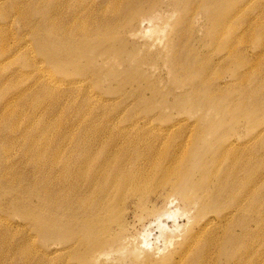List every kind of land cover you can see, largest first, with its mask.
Instances as JSON below:
<instances>
[{"label": "rangeland", "instance_id": "obj_1", "mask_svg": "<svg viewBox=\"0 0 264 264\" xmlns=\"http://www.w3.org/2000/svg\"><path fill=\"white\" fill-rule=\"evenodd\" d=\"M48 1L0 0V175L1 177L5 175L7 179L15 178V183H17L16 179H19L18 183L16 185L13 183L10 188L0 187L2 189L0 203L16 199L14 201H18L16 203L20 206L33 204L30 207H34L37 211L40 208L38 212L43 215V218L47 216L48 207L45 206L46 199H43L45 189L51 187V184L58 189L63 183V179L59 177L60 175L58 176V170L55 171L57 180L55 176L51 182L48 180V173L54 172L49 166V161L55 162L52 153L58 148L63 151L64 148H70V145L75 147L76 140L83 141L82 139L80 141L79 136L81 138L83 135L84 138L87 133L89 134L86 137L91 135L92 137L86 140H95L92 144L101 146L109 141L121 140L125 135V137L135 138L142 131L149 135L144 137L152 139V132L155 134L165 127H172V132L182 133L183 131V137L192 136L194 132L201 134L202 130H206L207 133L203 135H206L205 144L210 149L231 142L236 146L231 147L233 150L229 148V158L232 159L223 161L226 165L220 171L221 177H224L228 172L233 173L235 170L234 172H237L235 178H238L237 182L239 181V188L233 185L237 189L234 195L237 196L239 191L237 198L233 196L230 202L226 199L223 203L224 210H230L235 205L233 201L240 199V201L235 200V203L243 207L241 212L232 214L225 221L232 227L235 239L232 248L235 258L240 256L241 260L238 259L240 264H264V0H226L229 5L223 1V4L227 3V8L224 5L220 7L221 9L224 7L223 13L226 12L223 19L226 15L231 16L225 32L232 31L230 32L232 35L228 33L226 36L222 34V27L214 24L211 16L206 14L207 11H201V0H162L164 3H161V9L160 6L157 7L159 11L157 16L148 14L139 16V14V20L135 22L134 27H129L134 31L128 36L126 33L129 29L124 25L137 8L136 4H132L129 9L121 12L120 18L114 21L116 25L124 29L127 35L125 37L129 41L128 47L122 43L121 39L118 42L116 38L111 50L104 51L103 45L94 41L93 44L90 43L88 55L80 63H68L64 67L50 66L49 60L41 49L42 46L35 43L33 32L48 21L56 26L58 23L59 30L69 35L78 27L80 20L91 21L86 10L92 9L97 0H94L95 2L89 0V7L87 6L86 10L79 5L78 10L76 0H50L49 4ZM142 1L143 5L148 6L149 0ZM198 2H200L199 5ZM130 8L132 11H129ZM39 11L42 14L46 13L42 15ZM173 25L175 28L172 29ZM71 26L77 27L73 29ZM119 27L117 29H120ZM73 42L74 38L70 41L71 46L78 47ZM193 56H197L194 63L197 68L199 67L201 74L197 70L173 69L176 62L179 63L178 57L180 62L187 60L192 63L195 61ZM151 58L154 61H151ZM201 64H206L202 70ZM112 73L125 74L126 77H115ZM187 73H194L193 79L188 80ZM203 77H205L204 85L207 88L203 85ZM252 77L257 79L253 80ZM259 77L262 81H257ZM190 86L198 88L196 94V90L194 91L196 99H189L184 106L174 105V95L190 89ZM138 90L143 93L144 98L137 92ZM246 102L249 105L253 102L254 108L252 105L248 106ZM250 107L254 109L251 113ZM190 111L193 113L189 114ZM42 130L45 133H39ZM67 135H69L68 138ZM46 137L50 138L47 140ZM58 137L65 138L66 142L62 138L59 140ZM67 140H71V143ZM173 140L177 139L165 138V141L170 142H166L169 146L171 142L173 144ZM193 140L191 137L187 147L180 154L192 150ZM172 144L171 147H173ZM171 147L168 148L172 149ZM240 158L241 161H239ZM229 164H232L231 167L236 164L235 167L238 168L232 169L228 167ZM251 167H256L254 168L256 171L252 172ZM45 168L49 171L47 172ZM55 168L58 169L57 166ZM5 173L10 174L7 176ZM46 174L47 177L44 176ZM44 178L47 179L44 180ZM58 179L62 181L61 184ZM229 184L227 183L228 187L231 186V183ZM245 184L247 189L244 187ZM29 188L37 193V198L29 195ZM22 190H26L27 196L21 197V200L23 199L21 201L18 194ZM38 190L40 191L37 192ZM14 194H17V197ZM155 194L152 195L151 202L164 212L157 217L159 219L154 215H148L149 217L144 216L137 220L134 208L128 207L124 220L127 224L126 240L131 245L129 248L135 244L141 245L142 240L145 239L148 245L142 244V246L152 252L155 250L154 254L158 259L182 241L183 229L185 230L192 210L185 209L184 203L179 198L167 203L154 197ZM239 194L241 196L243 194L242 198ZM58 196L55 195V198L57 197L59 204L62 196L61 194ZM27 199H29L28 202H26ZM226 201L232 206L229 204L227 207ZM1 206L0 264L77 263L73 252L64 249L67 246L65 239L57 234L58 239L53 236L45 238L35 223L31 222L32 220L25 221L22 214L21 218L19 217L17 210L7 209L4 204ZM168 211H170L169 214ZM210 217L217 222L215 215ZM140 220L143 222H139ZM201 224L202 222L194 225V230H198ZM161 230H166L164 236L161 235ZM158 235L163 241L166 240V243ZM165 236H173L171 244L167 243ZM153 238L159 240L154 241ZM203 241L205 242L204 239ZM127 259L125 263L130 262ZM71 260L75 261L72 263Z\"/></svg>", "mask_w": 264, "mask_h": 264}, {"label": "bare ground", "instance_id": "obj_2", "mask_svg": "<svg viewBox=\"0 0 264 264\" xmlns=\"http://www.w3.org/2000/svg\"><path fill=\"white\" fill-rule=\"evenodd\" d=\"M49 1H48V4H49ZM93 1L94 0H92V2ZM202 1L204 0L200 1L202 3L200 7L201 11L206 10L207 11L206 14L208 13L211 16L212 20H214V24H216L219 27H222V31H223L222 34H224V36H226V34L228 33L232 35L230 33L232 31L225 32V29H227L226 27L228 25V21L230 20L231 16L226 15V17L223 19L226 13V12L223 13L225 10L224 7L227 8L226 5L228 1L226 0H205L204 2ZM223 1L227 2L226 5L223 4L224 3ZM200 2H198V5L200 4ZM89 3H90L89 0H76L77 6L79 5L81 8L85 10L87 9V6L89 5ZM161 3H164V2L162 0H149L148 6H146V5H143L142 0H97V2H95V5H93L92 9L89 8L91 10L89 9L86 10L88 17L91 19V21H87V20L81 21L80 20L78 27L71 26L73 29L76 27L77 28L74 29V32H71V34L69 35H67V33L64 34V32H61L59 30V28L57 27L58 23L56 26V25H53L52 23H49L47 19H46L47 22H45V19H44L45 23L43 22L44 24H42V27L38 28L37 31L33 30L34 31L33 34L36 40L35 43L37 45L42 46L41 49L46 55L47 59L49 60L51 67L52 66L53 67L54 66L64 67L68 63H80V61H82V59L85 58L86 55H88V48L90 47L91 44H93L94 41L97 44L103 45L102 49L104 51L111 50V46L115 45L116 41L114 40L116 38L118 42H119V39H121L122 43L128 47L129 41L126 37L127 35L129 36L130 34H132V31H134V29L132 28L129 29V27H132V26L134 27L135 22L139 20V16H141V14L143 15L148 14L151 16L156 15L157 12H159L157 10L158 9L157 7L160 6ZM132 4L134 5L136 4L137 8L136 6L133 5L136 9L125 22L124 27L129 29V30L127 29L128 31L126 35L124 33V29L120 28L121 26L119 27V25H116L114 21L115 19L120 18V16H122L121 12L123 13L124 10L129 9V7L132 6ZM223 5L224 7L221 9L220 7ZM79 6L77 8L78 10H79ZM160 9H161V6H160ZM68 10L70 11V9ZM129 11H132L131 8ZM44 13L42 14L41 12L42 15H44ZM75 17L76 16H74V18ZM74 18L72 19L74 20ZM117 27H119L120 29H117ZM173 28H175L174 25L172 26V29ZM66 31L68 32L67 29ZM72 38H74L73 43L76 44L78 47L71 46L70 41ZM108 57L110 58L111 56H108ZM195 58H197V56H193V59L195 61H192L191 63L187 60H183L180 62L179 57H178L177 61L179 63L177 64L176 62L175 67L173 69L175 70L185 69L186 71L197 70V72L201 74V72L199 71L200 69H198L199 67L197 68L196 64L194 63L196 62ZM230 58L232 59V56ZM151 61H154V60L151 58ZM203 65L201 67V70L206 66V64L204 66ZM243 66L245 67V65ZM98 72H99V69H98ZM193 74L187 73L188 80L193 79V76H192ZM92 75H95V74H92ZM112 76L126 77L125 74L117 75V73L116 75L112 73ZM106 77H107V74H106ZM252 79L256 80L257 77L255 78L252 77ZM202 81L204 85L205 83L204 81H206L205 77H203ZM257 81H262V78L259 77ZM204 86L205 88H207L206 85ZM201 88L202 87H200V89ZM197 90H198L197 87H191L190 89H187L181 92L180 94H175V95L173 94L175 98L174 105L184 106L189 99L191 100L196 99L195 94ZM194 91H195V94H194ZM137 92L140 93L142 98H144L142 92H140L139 90ZM192 93L194 94V96ZM257 103H259L258 100H257ZM246 104L248 103L246 102ZM252 104L253 102L251 103V105ZM251 105L248 104V106H251ZM252 106L254 108V105ZM257 107H258V104H257ZM247 108L248 107L246 106V109ZM253 108H251L250 113ZM259 111L261 112L260 109ZM255 112L256 111H254V113ZM188 113L191 114L193 112L190 111ZM176 122L177 124H179L178 121ZM180 122H181V119H180ZM169 124L171 125V122ZM169 128L165 127L163 129H159V130L157 129L158 131L157 133L155 132V134L154 132H152L153 134V137L151 135L152 139L146 138L149 135L147 136V132L143 133L142 131V133L141 134L138 133L136 135L137 137L135 138L125 137L126 135L124 136L123 134L124 138H121V140L113 139L115 141H112V142L109 141V143L107 142V144H104L101 146L92 144L95 142V140L89 141L90 137H92L91 134H90L91 135L90 137L88 136L89 139L86 140L88 138L86 136L89 133L85 131L87 134L86 136L84 135V138L82 137L83 135L80 133L82 136L81 138L79 136V139L80 141L81 139L83 141L79 142V140H76L77 142L76 144L73 141L74 142L73 145L74 144L76 145L75 147H72V145H70L72 148L70 147V148L63 149L62 148L63 145H62L61 148L63 149V151L59 148L58 150H56L55 147H54L55 152L53 151L54 153H52L50 150V153H52V156L54 155L52 158L55 160V162L53 160H51L52 163L49 161V166L52 170H54V172L51 173L52 171L50 169L51 172L48 173L49 174L48 180L49 182H51L52 178L56 174L55 171L58 170L59 171L58 176L60 175L59 177L63 179V183L62 181L60 182V180L58 179L60 184L62 183L61 185H59L58 189L57 187H54V185L52 186V184H51V187L49 186L48 189L47 188L45 189L43 199H46L45 206L48 207V210L46 209V213L48 214L47 216H44L43 218V215H41L38 212L40 211V208L37 211L34 209V207H30L31 205L33 206V204H30L29 206L28 205L29 203H28L25 206L24 205L20 206L19 204L16 203L18 201H14L16 199L7 200L5 203H0V206L4 204V206H6L7 209L12 208L15 211L17 210L19 217L21 218V214H22L23 215L22 218L25 217V221L26 219L32 220L31 222L35 223V226L37 227L38 230L41 231V233L44 235L45 238L47 236L56 237V234H57L60 236V238L65 239L67 246L64 247V249L69 250L70 252L71 251L73 252L74 257L77 259V263L75 264H229V263L230 264H240V262L238 261V259L241 260L240 256L239 258L236 259L235 258L236 256L232 248L233 242L235 240L233 236L232 227L230 225H227L225 221L232 214L241 212L243 210V207L238 206L235 203L236 202L235 200L240 201V199H235V200L233 199L234 203L232 201L231 203L237 206L234 205V207L230 210H224L223 208L224 200L227 199L228 201L229 199L228 202H230V199L233 196H236L234 194L236 193L237 189H235L233 185L239 188L238 187L239 181L237 182L238 178L237 179L235 178L237 176L236 174L237 172L235 173L234 172L235 170L233 171V173L228 172V174L225 175L224 177H221L220 175V171L223 169V166L225 167L226 165L223 163V161L225 160L228 161V158H229L228 152H230L229 148L232 149L231 147H236V146L234 145V143L231 142L225 145H217L214 149H210V147L208 145L206 146L205 144L206 135H203V133H207L206 130H202L201 134H197L196 132H194L192 136L183 137L184 134H182L183 133L182 129H181L182 131L181 133L177 131L172 132L173 131L172 127L170 129ZM43 131L44 130H42V132H39V133L41 134L45 133ZM85 132L83 134H85ZM180 133L182 134V136ZM135 134L136 133H134V135ZM144 135H146V137H144ZM68 136L69 135H67V138ZM72 137H73V134H72ZM95 137L97 138L96 135ZM166 137L167 138L174 137V139H177V140H173V144L171 142L173 147H171V144L169 146L166 143V142L170 143L169 142L170 140L165 141ZM191 137H193L194 139L191 144L192 150L185 154H180V152H183L185 148L187 147V144ZM49 138H47V140ZM61 138L62 137H60L59 140ZM110 138L112 139V137H108V139ZM51 139L49 141H51ZM63 140H65V138ZM55 141L52 142V144L55 143ZM67 141H70L68 143H71V140H67ZM46 147H48L47 144H46ZM168 147L169 148L171 147L172 149H169ZM35 153H37V151ZM233 156L234 155H232V157ZM229 159L231 160L232 158L230 157ZM239 161H241V158L239 159ZM234 162L236 163V159L234 160ZM238 163H241V162H238ZM231 165L230 166L227 165V166L231 167ZM234 165L236 166V164ZM56 166L58 167V169L55 168ZM235 166L231 168L232 169L238 168ZM242 167L245 168V166H242ZM254 168L251 167L252 172L256 171V169L254 170ZM45 170L47 169L45 168ZM229 170L231 171V169ZM48 171L49 170H47V172ZM5 174H7L8 176V174L10 173H5ZM11 174H12V170H11ZM44 176L47 177V174ZM248 176L251 177L250 175ZM40 177L41 175L39 176V178ZM54 178L56 179V176ZM12 179H7L5 178V175H3L2 177L0 175V187L6 189V188H10L11 186H13L12 185L13 183L16 185L19 179H16L17 183H15V178L14 180ZM46 179L47 178H44V180ZM244 180H247V179H244ZM36 181H37V178H36ZM36 181H34V183ZM227 183L228 184L231 183V186H229L230 188L227 186ZM242 183L244 185V182ZM245 183H247V181ZM2 184H5V185H2ZM35 187L33 188L35 189ZM244 187L246 188L247 185ZM44 188H43V191H44ZM31 190L33 189H30L29 195L31 194V196L33 197L36 196L37 198V193L35 192L36 189L35 191L33 190V192L35 193H33ZM253 190H254V187H253ZM25 191L22 190V191H19V194L17 193L20 200H21V197L27 196ZM39 191L40 190H38L37 192ZM251 191H252V188H251ZM20 192H22V195H20ZM238 193L239 191H237V196H238ZM17 194H14V195L17 197ZM57 194L58 195L61 194L62 196V200L60 199L59 204L57 203L58 201L56 200L57 197L55 198V195L58 196ZM153 194H155L154 197H158L161 200L166 201L167 203L168 202L171 203L173 200H175V198H179L184 203L185 209L192 210L191 211L192 214L188 216V223L185 227V230L183 229L182 241L178 242L176 247L164 253L162 257H159L158 259L154 254L156 253L155 250H154L155 252L154 251L152 252L150 249H147V248L144 249V247L142 246V244L148 245V241L146 242L145 239L142 240L141 245L135 244L134 246L129 248V246L131 245L126 240L127 239L126 238L127 224L125 223V220H124V216L128 211V207L134 208L135 210L134 213L136 214L137 220L141 219L144 216L146 218V216L148 215L150 216L154 215L157 218L160 216L161 213H164L162 209L158 208L157 205L153 204L154 202H151L152 201L151 197H153L152 196ZM29 199H27L26 202H28ZM228 202H227V207L230 204ZM23 203H20V204H23ZM35 203L37 202L35 201ZM43 204H42V212H43ZM252 205L255 206L253 202H252ZM230 206H232V204H230ZM249 208H250V205H249ZM246 211H247V207H246ZM169 213L170 211H168V214ZM174 214H176L175 211H174ZM15 215H17L16 212H15ZM211 215L212 217H214L215 215V219L217 220V222L214 221L210 217ZM156 218L154 219L157 221V219L159 218L157 219ZM139 222H141V220ZM200 222H202V224L199 226L198 230H194V225L199 224ZM176 227H178V225ZM158 228L159 229L161 228L160 224L158 225ZM163 229L165 228L163 227ZM55 230L56 231L58 230L59 232L58 231L56 232ZM52 231H54V233H52ZM164 231L166 230H161L162 236L165 235ZM170 232H172V230ZM149 233H151V231ZM178 233H177V237H178ZM159 235L158 237H160ZM172 237L173 236H168V237L165 236V238L167 239V243L171 244V242L173 241ZM235 238H236V235H235ZM56 239L58 238L56 237ZM147 239H149V237ZM203 239L205 240V242L203 241ZM157 240L159 239H156L154 241H157ZM164 241L163 242L166 243V240ZM176 241H177V238H176ZM236 254H237V251H236ZM126 258H128L127 260L130 261L129 263H125ZM108 261L109 263H106Z\"/></svg>", "mask_w": 264, "mask_h": 264}]
</instances>
